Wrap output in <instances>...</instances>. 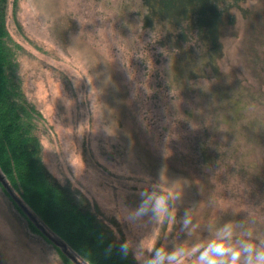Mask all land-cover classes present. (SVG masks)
I'll use <instances>...</instances> for the list:
<instances>
[{"label":"rangeland","instance_id":"374dc122","mask_svg":"<svg viewBox=\"0 0 264 264\" xmlns=\"http://www.w3.org/2000/svg\"><path fill=\"white\" fill-rule=\"evenodd\" d=\"M228 3L222 17L234 24L202 71L165 53L138 0H8L17 72L42 116V160L137 264L140 247L166 237L190 247L209 238L210 225L264 237V0ZM153 184L165 197L182 189L175 222L171 210L157 220L136 212ZM16 206L0 188V264H63Z\"/></svg>","mask_w":264,"mask_h":264},{"label":"trees","instance_id":"16d2710c","mask_svg":"<svg viewBox=\"0 0 264 264\" xmlns=\"http://www.w3.org/2000/svg\"><path fill=\"white\" fill-rule=\"evenodd\" d=\"M138 1L142 25L156 26L162 32L157 42L165 53H178L202 71L219 59L220 31L234 24L222 17L229 0ZM7 4L8 0H0V175L8 187L0 182V188L10 200L16 196L54 239L64 243L74 258L53 244L63 264H137L128 245L116 238L86 197L61 183L45 166L36 129L42 116L21 85L20 46L6 25ZM17 209L31 229L39 232Z\"/></svg>","mask_w":264,"mask_h":264},{"label":"clouds","instance_id":"9594fccd","mask_svg":"<svg viewBox=\"0 0 264 264\" xmlns=\"http://www.w3.org/2000/svg\"><path fill=\"white\" fill-rule=\"evenodd\" d=\"M182 199V189L171 197L160 192V184H153L151 189L141 194V203L136 209L139 214H151L158 219L161 211H172L171 220L176 221V205ZM192 223L188 210L180 218V230L189 231ZM241 227V231L237 228ZM209 238L190 247L182 243L177 245L165 238L162 246L151 249L140 247L137 252L139 264H264V237L253 230L244 229L240 225L225 222L218 227H208Z\"/></svg>","mask_w":264,"mask_h":264},{"label":"water","instance_id":"95a60500","mask_svg":"<svg viewBox=\"0 0 264 264\" xmlns=\"http://www.w3.org/2000/svg\"><path fill=\"white\" fill-rule=\"evenodd\" d=\"M0 182L3 186L7 187L6 181L0 175ZM12 199L17 203V205L21 208V210L27 215V217L34 223V225L46 236L49 240H51L55 245L61 246L64 249V252L69 255L71 258H74L73 255L69 254V252L65 249L64 243L59 242L54 239L45 229L44 227L37 221V219L32 215V213L21 203V201L14 195H12Z\"/></svg>","mask_w":264,"mask_h":264}]
</instances>
